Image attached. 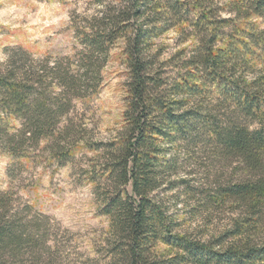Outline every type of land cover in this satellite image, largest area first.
<instances>
[{"label": "trees", "instance_id": "obj_1", "mask_svg": "<svg viewBox=\"0 0 264 264\" xmlns=\"http://www.w3.org/2000/svg\"><path fill=\"white\" fill-rule=\"evenodd\" d=\"M97 1L93 14L72 18L73 54L7 50L0 153L22 159L41 151L61 166L79 150L93 153L74 169L93 183L109 227L86 264H264V71L255 68L264 63V0H234L228 17L210 0ZM253 16L262 27L239 22ZM172 29L194 42L166 57L159 40ZM120 40L126 107L122 126L100 139L85 112ZM202 158L239 170L204 197L209 207L236 213L209 238L182 231L165 204L184 183L174 179L179 164ZM13 194L0 191V264H20L28 252L55 264L50 216L30 214L29 204L22 211Z\"/></svg>", "mask_w": 264, "mask_h": 264}, {"label": "rangeland", "instance_id": "obj_2", "mask_svg": "<svg viewBox=\"0 0 264 264\" xmlns=\"http://www.w3.org/2000/svg\"><path fill=\"white\" fill-rule=\"evenodd\" d=\"M233 1L210 0L221 8L219 14L223 17L233 16L229 11ZM99 8L97 0H0V64L6 60L7 50L16 46L24 47L35 57L73 54L77 40L72 18L76 14L91 15ZM239 22L248 28L253 24L262 27L261 20L254 16ZM186 37L187 33L177 29L163 34L159 42L165 44V56L190 47L194 40L189 38L184 43ZM123 45L120 40L113 47L104 68L101 91L86 108L88 123L96 138H108L122 126L128 78ZM255 66L264 71L261 61L255 62ZM38 154L14 159L1 152L0 191L14 193L15 204L22 211L27 212L25 206L29 204L30 214L40 215L39 219L45 222L41 215L50 216L48 237L56 239L59 247L55 264H86L88 257L96 256V246L109 227L108 217L100 213L93 183L74 169V164L86 162L84 154L92 156L93 153L79 150L73 162L62 166L49 161L46 153ZM12 166L14 176L11 177L8 170ZM179 167L174 179H183L184 183L176 184L166 193L165 204L181 224V230L203 238L224 231L236 213L229 207L211 208L204 203V197L216 184L237 179V164L222 166L202 158L196 162L186 161ZM159 250L165 248L161 246ZM40 254L28 252L19 263H47L49 255L40 257Z\"/></svg>", "mask_w": 264, "mask_h": 264}]
</instances>
